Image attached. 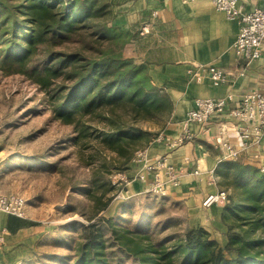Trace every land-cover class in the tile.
I'll return each mask as SVG.
<instances>
[{"label": "trees", "instance_id": "16d2710c", "mask_svg": "<svg viewBox=\"0 0 264 264\" xmlns=\"http://www.w3.org/2000/svg\"><path fill=\"white\" fill-rule=\"evenodd\" d=\"M108 6L103 0H0V67L37 83L49 95L55 116L74 124L77 142L96 137L115 154L119 165L128 166L135 153L157 135L138 122L165 123L172 103L152 83L146 65L125 55L127 33L111 23ZM91 119L103 128H96ZM108 165L105 163L107 169ZM216 172L233 198L229 210L244 212L241 217H253L264 229V170L229 159L221 161ZM101 185L115 188L110 179ZM106 221L113 237L106 239L98 229L79 242L74 264H110L113 244L141 264L212 263V257L200 259L215 247L214 241L202 239L195 247H187L186 255L175 263L162 241L143 238L130 228L119 231L111 220ZM38 224L14 214L8 219L12 233ZM229 239L226 248L232 256L220 264H264V238L232 234Z\"/></svg>", "mask_w": 264, "mask_h": 264}, {"label": "rangeland", "instance_id": "374dc122", "mask_svg": "<svg viewBox=\"0 0 264 264\" xmlns=\"http://www.w3.org/2000/svg\"><path fill=\"white\" fill-rule=\"evenodd\" d=\"M108 8L112 11L110 4ZM90 122L103 128L96 120ZM138 123L157 134L165 124ZM76 135L74 124L55 116L49 95L37 83L0 67V195L22 196L26 215L39 223L36 232L0 249V264H74L79 242L98 229L106 239L113 237L106 220L118 230L130 228L143 238L162 241L175 263L186 255L187 247H195L202 239L214 241L215 247L200 261L209 256L212 263L204 264H220L232 256L226 248L230 235L264 238V229L253 217H241L244 212L229 210L232 197L221 220L213 224L201 223L184 200L154 191L128 194L127 183L119 174L126 173L129 182L136 178L129 172L135 155L128 166L119 165L115 154L96 137L77 142ZM106 179L112 181L114 189L101 185ZM223 179L221 186L229 191ZM109 197L107 207L99 210ZM112 247L110 264H141L117 250V245Z\"/></svg>", "mask_w": 264, "mask_h": 264}, {"label": "crops", "instance_id": "0c3cea01", "mask_svg": "<svg viewBox=\"0 0 264 264\" xmlns=\"http://www.w3.org/2000/svg\"><path fill=\"white\" fill-rule=\"evenodd\" d=\"M103 1L110 4L111 23L127 33L125 55L138 64L146 65L152 83L171 99L172 111L162 127L167 135L175 136L182 129L183 119L194 107L197 98H219L232 94L236 99L232 104H235L244 92L264 89V57L247 61L237 55L235 41L240 22L228 19L211 0ZM239 2L245 12L255 6L264 7V0ZM143 22L150 23L151 30L141 36L138 28ZM197 64L223 68L231 73L229 81L218 86L208 81H193L188 70ZM189 128L194 138L181 146L171 147L165 141L153 138L146 149L152 156L166 155L179 178L177 185L166 184L165 194L186 201L201 223L210 221L215 224L221 220L226 205L206 207L203 201L210 193L224 189L222 178L216 172L221 161L229 160L223 143L227 142L238 150L236 159L263 169L264 136L258 141L244 140L227 116L215 117L206 124L193 123ZM197 167L201 170L199 174L193 172ZM131 168L129 172L134 176L142 170L143 164L135 162ZM167 175L166 169L161 170L163 180L167 179ZM153 184V173H147L145 180L133 178L127 184L126 192L138 194L151 191ZM9 215L0 210V249L12 247L23 237L36 232L37 226L10 232Z\"/></svg>", "mask_w": 264, "mask_h": 264}, {"label": "built area", "instance_id": "2783aa9c", "mask_svg": "<svg viewBox=\"0 0 264 264\" xmlns=\"http://www.w3.org/2000/svg\"><path fill=\"white\" fill-rule=\"evenodd\" d=\"M192 2L195 0H183ZM214 6L223 11L228 19H237L240 22L239 32L235 41V50L239 57L252 61L264 57V7L255 6L251 11H243L239 0H211ZM151 30V24L143 22L138 33L146 35ZM190 78L197 82H210L218 86L229 81L230 72L217 65L197 64L189 70ZM240 74H244L241 72ZM234 96L228 94L219 98H197L194 107L190 109L183 119L182 129L175 135L170 136L163 131L158 133L155 141H165L171 147H178L186 141L193 140L190 124H206L215 117L227 116L232 120L233 128L244 140H260L264 136V89L244 92L235 104ZM227 150L228 159H236L238 150L227 142L223 143ZM166 155H150L146 148L140 149L134 156V161L143 164L142 170L136 174V178L145 180L147 173H153L154 184L151 191L165 194L166 184H179V178L175 174L174 167L167 161ZM166 169L167 179L163 180L161 170ZM264 170V168H263ZM195 174L201 172L197 167ZM119 178L128 184L129 176L119 174ZM229 202V191L222 189L207 195L203 205L209 207L213 204L226 205ZM0 210L20 217L26 215V200L19 195H0ZM0 243L2 237L0 236Z\"/></svg>", "mask_w": 264, "mask_h": 264}]
</instances>
